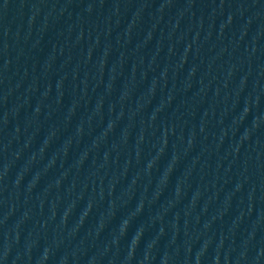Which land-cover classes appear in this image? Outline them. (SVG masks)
Segmentation results:
<instances>
[{
    "label": "water",
    "instance_id": "obj_1",
    "mask_svg": "<svg viewBox=\"0 0 264 264\" xmlns=\"http://www.w3.org/2000/svg\"><path fill=\"white\" fill-rule=\"evenodd\" d=\"M0 264H264V0H0Z\"/></svg>",
    "mask_w": 264,
    "mask_h": 264
}]
</instances>
